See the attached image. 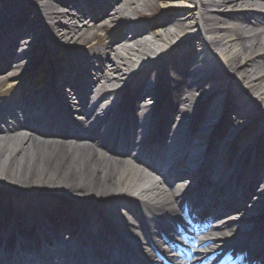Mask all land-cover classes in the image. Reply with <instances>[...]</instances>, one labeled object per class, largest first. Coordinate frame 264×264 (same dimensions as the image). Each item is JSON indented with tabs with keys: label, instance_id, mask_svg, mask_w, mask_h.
<instances>
[{
	"label": "bare ground",
	"instance_id": "1",
	"mask_svg": "<svg viewBox=\"0 0 264 264\" xmlns=\"http://www.w3.org/2000/svg\"><path fill=\"white\" fill-rule=\"evenodd\" d=\"M0 1L5 2V0ZM150 1L114 0L110 4H105L99 15L94 17L91 13L79 11L78 3L71 0H22L30 7V11H35L36 15L34 17L27 13L14 17L13 23L17 30L11 26L10 20L0 17V28L4 31L12 28L18 42H13L14 59L5 67L8 68L7 72L5 68L0 70V84L6 81L10 68L16 72L15 74H19L18 70H22L20 74L23 75L27 67L44 62L43 57L36 56V51L39 48L46 51L47 42L54 46L60 43L68 49L79 48L68 43H83L91 50L89 54H83L84 57H90L101 64L96 68V78L91 79L87 76L89 81L83 83L82 87L77 85L79 80L74 79L70 82L69 78L64 76L58 80L59 84H62L60 88H36L32 92L26 88L22 95L19 94L12 99L18 109L16 111L10 107L8 99H3L0 91V123L3 121L4 124V126L0 125V201L2 202L0 234L1 229L6 227L11 228L13 235L9 238L10 241L0 237V246H4L2 242H6L7 247L10 244L28 247L32 241L22 240L32 230L24 214L28 216L32 214L31 217L36 215L44 221V213H47L55 228L67 227L68 234L61 238V241L67 244L80 243L82 235L91 229V226L98 233L99 240L107 243L113 239V235L103 229L107 221L101 219L103 213L99 208L101 204L108 202L121 206L125 212L138 210L130 198L133 197L132 191H140L138 198L141 199L143 209L150 218H159L158 214L166 217L172 212L179 211L177 205L183 203L185 198L182 196L183 193L179 189L167 187L161 180L153 179L150 172L161 173V168L158 167L157 162L154 165L141 159L138 148L126 156H119L110 153L101 145L92 128L88 132L67 135L60 130L62 128L58 123H62V120L59 119L57 125H51L53 129L48 137L39 134L38 132L41 131H36V124L32 123L30 113L37 109L42 113L48 108L57 111L58 104L70 127H73L72 124L75 126L82 124L85 115L76 112L78 109L74 107V102L76 100H79L78 103L86 102L85 92L99 97L96 106L102 98L116 96V102L104 111L105 117L112 112L120 122V115L126 110L125 105L132 103L136 107V116L141 117V123L144 124L148 118L152 119L149 111L157 106L152 91L147 92V97L145 96L141 101L138 95L135 101L128 97L135 96V88L139 90L138 85L149 77L151 68H141L134 74L133 81H130L132 87L121 84L124 78L127 80L132 78L130 70L136 64L131 59L132 54L133 56L145 55L149 52L156 54L162 50V54L156 58L158 59L156 66L163 70V67L171 64L169 59L172 53L179 52L180 55L187 49L185 56L183 55L186 62L185 74L178 77L171 70L176 83L174 97L183 104L177 106V101H171L175 103L171 108L182 118L181 122L188 116L190 108H200L203 104L202 100L207 95L208 86L217 87L218 90L209 92L213 96H207L205 100L214 103L213 113L216 110L223 113L230 107V110L234 111L233 117H237V128L247 129L245 131H248L252 139L257 136L258 144L255 148L264 150V0H172L168 4L170 8L160 14L155 24L159 29L153 32L152 37L147 38L145 36L147 28L141 26L139 22H133L131 14L135 11H144L140 8L148 6ZM13 4L18 8L21 7V3L16 0H13ZM229 6L233 8L227 9ZM118 26H120L119 31L111 33L109 41H105L102 45H99V40L92 42L94 34L91 33V28L111 29ZM186 30L191 32L188 33ZM174 40H181V43L177 44L181 46L166 51V46H172L171 41ZM4 43L0 44L1 48L5 46ZM200 46L215 47L217 60L212 59L210 53L198 54L197 49ZM73 60L69 59L68 64ZM200 72L204 75L191 79ZM68 73L66 72L65 75ZM11 77L13 78L14 75ZM15 79L16 77L11 82ZM26 99H32L33 103L43 102L39 106L27 102L25 105L22 102ZM238 100H241V103H237ZM26 106H31L33 111L27 110ZM85 110L89 112L86 107ZM55 113L53 111L51 115ZM5 115L10 118H6ZM191 115L199 116L198 113ZM222 118L227 119L225 115H222ZM99 121L104 123L103 119ZM136 123L137 121H134V125ZM184 127L185 122L182 127L175 122L171 125L168 137L178 138ZM182 133L188 135L186 130ZM65 136L70 137L65 138ZM140 136H142L141 131H138V137ZM182 142V139H177L178 146ZM171 150H176V147H172ZM191 155L194 156V153ZM145 168L150 172L145 171ZM260 179L262 181V176ZM256 190L257 185L252 188L253 192ZM254 205L256 209H262L264 204ZM15 212L23 222L20 227L19 222H16L12 216ZM72 213L79 220L76 225L69 222L66 226L61 218L65 215L71 216ZM228 218L230 216L215 220L213 223V228L225 231L223 232L225 236L228 234L226 231L237 229L230 226V222L226 221ZM129 221L133 223L130 225L132 231L135 230L134 224L139 227L143 223V221L140 223ZM45 227L37 224L35 228H42L47 233ZM138 229L142 231L141 228ZM154 231L153 239L161 245L160 234L156 233L157 230ZM16 233L23 239L19 237L17 240ZM141 238L145 239V248L151 246L146 234ZM229 238L226 237V240ZM84 241L91 239L86 238ZM147 250L151 255L155 254L152 248ZM97 253L100 255L101 251L97 250ZM45 254L49 253L45 251ZM16 259L17 255L9 257L7 263L12 264Z\"/></svg>",
	"mask_w": 264,
	"mask_h": 264
},
{
	"label": "rangeland",
	"instance_id": "2",
	"mask_svg": "<svg viewBox=\"0 0 264 264\" xmlns=\"http://www.w3.org/2000/svg\"><path fill=\"white\" fill-rule=\"evenodd\" d=\"M26 1V0H25ZM161 0H151L149 2V5L148 6H144L140 9H143L144 11H135L134 13H132V17L131 19L134 20V21H138V19L140 18L138 15L139 13H142V14H145L146 16H149L150 14L152 13H159L161 11H163V9L161 10V7L162 6H166L167 2H165V5L164 3H161L160 2ZM11 2V1H10ZM17 2H20L21 3V7L23 8V11H29V6L27 5L26 2H22L21 1H17ZM79 4H80V10H84L85 12H88L89 10L85 9L84 6L86 7V3L84 2V0H79ZM233 8L232 6H229L227 7V9H231ZM2 11H3V7H1ZM60 9V8H59ZM16 10H18L16 8ZM6 13L9 14V19L10 22L12 23V26L14 25L13 23V18H14V15H12V13L10 12L11 10H8L6 8ZM155 11V12H154ZM95 14H99L98 11L95 12ZM16 16V15H15ZM43 21H45V19H43ZM81 23V22H80ZM15 28V30H17V27L16 25L13 26ZM116 28V27H115ZM91 33L94 34V37L91 39L92 42H95L97 41L98 39H100V41H104L106 39L105 37V30H101V29H97V28H91L90 29ZM188 33H190L191 31L190 30H186ZM11 32V31H10ZM17 32V31H16ZM82 40V38L80 39V41ZM13 42H17V38H16V33H15V38L13 40H10V42L8 43L9 44V47L11 49V51L15 50V47H14V44ZM101 42V43H102ZM18 43V42H17ZM5 45H7V43H5ZM58 45H60V43H58ZM57 45V46H58ZM68 45H77L78 49H80V52L83 51L84 53L87 52V45H84L83 43H68ZM57 46H54L52 44H50L49 42H47V50H43L41 48L37 49L36 51V56H41V57H44L45 58V63H46V66H47V70L52 67L53 69H62L63 65H58L56 64L55 62H53V60L50 58L49 54L52 55L53 52H55L56 50H59V49H63V48H59ZM62 47H65L64 45H62ZM67 48L65 47V49H63L64 51L63 52H66L67 56H70V55H77L78 53L77 52H74V51H69L66 50ZM3 50V53H2V57H0V68H5V65H6V62H8L10 59H8L9 57V53H13L11 51L8 52V50L6 49H2ZM89 52V51H88ZM149 54H152V52H149ZM3 55H4V58H3ZM144 56H147L144 55ZM149 56V55H148ZM134 59H139V56H133ZM9 64V62L7 63V65ZM97 65L96 62L94 61L93 65ZM6 65V66H7ZM32 66V65H31ZM40 64H36L34 67H27L26 70H27V75L26 76H22L20 73L22 70H18L19 74H15L16 72L13 71V69H10V73L8 74L7 78H5L6 81H4L2 84H0V91L3 93V94H7L6 97L8 96H12L13 94H15L14 92H12L13 90L12 89H9V86H10V83L12 81L13 78L16 77L15 81H16V92L20 93V94H23V88L26 86H29L30 88H35V86L40 82V81H43L45 86H47L49 83H50V79H49V76H46L44 73H41V75H38L36 72L38 71L37 69L39 68ZM24 70V71H26ZM13 71V72H12ZM44 71H45V68H44ZM11 75H14V77L12 78ZM46 76V77H45ZM26 80L27 82L26 83H21L20 81L21 80ZM20 84V85H19ZM9 91H6L8 90Z\"/></svg>",
	"mask_w": 264,
	"mask_h": 264
}]
</instances>
